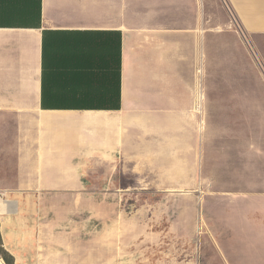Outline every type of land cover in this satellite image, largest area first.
<instances>
[{
	"label": "crops",
	"instance_id": "0c3cea01",
	"mask_svg": "<svg viewBox=\"0 0 264 264\" xmlns=\"http://www.w3.org/2000/svg\"><path fill=\"white\" fill-rule=\"evenodd\" d=\"M255 57L264 0H0V237L37 191L208 192L211 115L260 112ZM239 225L240 260L264 232Z\"/></svg>",
	"mask_w": 264,
	"mask_h": 264
},
{
	"label": "rangeland",
	"instance_id": "374dc122",
	"mask_svg": "<svg viewBox=\"0 0 264 264\" xmlns=\"http://www.w3.org/2000/svg\"><path fill=\"white\" fill-rule=\"evenodd\" d=\"M207 153L208 192L201 178L180 193L21 195L29 199L21 240L0 237L3 264L16 259L11 250L24 264H264L252 258L264 241L246 243L240 260L232 256L240 221L251 234L264 232V98L258 113L212 114Z\"/></svg>",
	"mask_w": 264,
	"mask_h": 264
},
{
	"label": "water",
	"instance_id": "95a60500",
	"mask_svg": "<svg viewBox=\"0 0 264 264\" xmlns=\"http://www.w3.org/2000/svg\"><path fill=\"white\" fill-rule=\"evenodd\" d=\"M4 262L1 261V258H0V264H3Z\"/></svg>",
	"mask_w": 264,
	"mask_h": 264
},
{
	"label": "bare ground",
	"instance_id": "6f19581e",
	"mask_svg": "<svg viewBox=\"0 0 264 264\" xmlns=\"http://www.w3.org/2000/svg\"><path fill=\"white\" fill-rule=\"evenodd\" d=\"M1 261H2V259H1ZM3 262V261H2Z\"/></svg>",
	"mask_w": 264,
	"mask_h": 264
}]
</instances>
